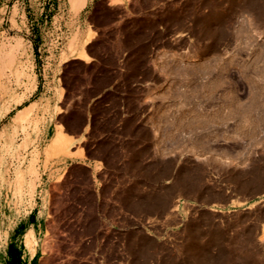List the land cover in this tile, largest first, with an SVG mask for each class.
<instances>
[{
	"label": "rangeland",
	"instance_id": "374dc122",
	"mask_svg": "<svg viewBox=\"0 0 264 264\" xmlns=\"http://www.w3.org/2000/svg\"><path fill=\"white\" fill-rule=\"evenodd\" d=\"M85 2L0 0V264H264V0Z\"/></svg>",
	"mask_w": 264,
	"mask_h": 264
},
{
	"label": "crops",
	"instance_id": "0c3cea01",
	"mask_svg": "<svg viewBox=\"0 0 264 264\" xmlns=\"http://www.w3.org/2000/svg\"><path fill=\"white\" fill-rule=\"evenodd\" d=\"M87 4V0L84 4V6L75 14L79 13ZM88 36V32L85 34L84 38L81 40L83 41V43L81 44V47H76L75 49L79 50L80 52L83 51L84 47L87 46L89 43H91V41L89 43H85V40ZM77 38V35H76ZM36 88V82L34 80V77L32 78V80L29 82V84L27 83L24 89V92L22 93V95H18L17 99L18 102L17 104H15V106L20 105L25 99L28 98V96L35 90ZM28 94V95H27ZM30 97L32 98L31 100L28 101V103L26 105H24L23 107H21L20 109H18L16 112V115L13 118L14 124L16 128H20L22 131L26 130V126L25 123H29V128H31V130H33L34 132L36 130L39 129L38 127V120L35 119H30L31 113L33 111V109L35 107H37V103L38 100H40V97H33L32 95H30ZM61 97V93H58V98L60 99ZM9 108L7 107V109L3 112V115H5L7 112H9ZM58 107L55 106L52 109V116H56L58 115L60 111H57ZM40 118V117H38ZM61 125H55L54 127V131L53 129H51V138L49 140V142L47 143L46 147L44 148L43 151V165H47V163L49 164L51 160H55L53 159L52 156V147H54V143L56 141V137H59L60 135H64L63 137H66L67 142L66 145L69 146V155L70 156H66L64 158H61L60 161H64L66 163L65 168L67 167H72V166H78L81 168H84L88 171L89 175L91 178H97L99 176V174L102 172L103 167L99 166V163H101L100 159L98 157L95 156H91L88 155L86 152L83 153L82 149L78 148L77 146L82 145L86 139L88 138V134L89 131L91 130V124L88 126H84L82 131L78 134H68L66 133L62 126H61V130L58 129V127ZM66 134V135H65ZM58 135V136H57ZM62 137V136H60ZM65 138V139H66ZM58 139V138H57ZM61 139V138H60ZM25 147V144L24 146ZM71 147H73V149L71 150ZM34 161L35 159L30 163V165L27 168L26 172H23L20 168L18 170L15 171V179L13 182V188H14V195H16V197H20L21 194V190L23 187V181H24V174H29L31 177L33 176L34 178L37 176V172L36 169L34 167ZM46 175V174H45ZM34 189V184L32 185L31 183H29L28 185V194H30ZM24 244L26 249L28 250V252L30 253V255L34 254V239H33V234L31 231H29L24 238Z\"/></svg>",
	"mask_w": 264,
	"mask_h": 264
},
{
	"label": "bare ground",
	"instance_id": "6f19581e",
	"mask_svg": "<svg viewBox=\"0 0 264 264\" xmlns=\"http://www.w3.org/2000/svg\"><path fill=\"white\" fill-rule=\"evenodd\" d=\"M88 42V39H86L85 40V43H87ZM82 55V54H81ZM83 57H84V54H83ZM66 135V134H65ZM58 136V135H57ZM60 136H62V137H60ZM59 137H56V141H55V143H54V145L56 146V147H58V148H61L62 146H64V145H66V142H67V140H69V139H67L66 137H68V136H66V137H63L64 135H60ZM58 138V139H57ZM61 138V139H60ZM66 138V139H65ZM68 143V142H67ZM63 149V148H62Z\"/></svg>",
	"mask_w": 264,
	"mask_h": 264
}]
</instances>
